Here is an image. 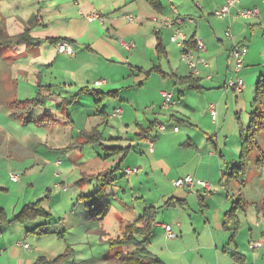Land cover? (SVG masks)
I'll list each match as a JSON object with an SVG mask.
<instances>
[{
	"label": "crops",
	"instance_id": "crops-1",
	"mask_svg": "<svg viewBox=\"0 0 264 264\" xmlns=\"http://www.w3.org/2000/svg\"><path fill=\"white\" fill-rule=\"evenodd\" d=\"M225 4L226 0H36L28 6L24 5L27 14H24L23 19H19L20 27L17 31L10 29L8 17L2 18V36L9 39L6 45L10 47V41L26 34L34 43L30 46L26 43L11 44L18 48L24 46L25 54L17 55L25 58L26 51L32 50L38 53L37 58L34 57L35 61L41 59L45 62L43 66H46V70L37 74L18 69L23 81L37 88L33 100L42 94L45 106L52 100L57 103L62 101L57 105L58 108L61 109L65 105L69 110L81 100L83 94L94 99L95 118L100 122L90 126L88 122L83 131L79 132V136L83 138L82 147L90 146L86 135L99 136V128L106 126L113 118L120 119L125 128L131 127L124 124L130 106H119L111 113L105 111V103L109 99L124 103L120 95L121 85L137 94L144 92L151 96L152 122L148 127H135V136L129 141L130 144L126 147H115L120 149V154H115L114 157L119 159L120 167L124 165L132 170L139 167L140 170L130 176L142 184L152 179L151 170L156 166L150 157L153 156L159 164L161 160H166V164H161L160 168L161 172L167 173L163 177L172 185L170 191L163 193V206L157 213L158 220V214L162 213L163 222L155 221L152 234L144 245L145 249L159 259V264L250 262L242 254L243 258L239 260L232 259L233 254L240 249L237 246V250L232 251V247H229L234 230L231 229L232 223L227 224L226 215L229 211L224 210V206L226 202H231L228 199L230 195H225L226 202L222 204L223 216L221 220L219 218L222 230L229 236L227 241L224 235L220 237L217 226H213L210 220L211 202L218 195L213 194V187L206 191L199 184L191 189H179L174 186L177 180L192 176L196 180L209 182L212 186L219 185L228 192L232 181L229 182L226 173L239 163V160L228 155L226 147L227 138L232 135L229 132L231 121L228 113H237L241 98L237 97V94H249L250 97L256 95V85L261 78L264 79V0H240L230 9L228 15L223 18L216 17L215 11ZM240 10H258L259 14L244 19L238 17ZM129 16H132L133 20H128ZM164 22H167V25H164ZM177 31L186 37L187 46L196 56L199 55L207 62V66L197 64V78L192 77L191 69L181 58L183 48L174 40ZM59 40L71 42L74 56L59 53L55 45ZM197 40H201L205 46L202 53L196 45ZM235 48H238L241 54L242 67L239 69L234 56ZM42 53L46 56L44 59ZM1 67L3 69V66ZM127 68L132 72L128 79L124 71ZM238 79L243 82L242 91L229 87L231 80ZM184 81H189V84ZM97 82L101 84L97 86ZM56 90L68 94L70 91H78L62 99L58 97ZM95 92L103 96L99 98ZM168 92L173 95L174 102L163 109V93ZM235 93L237 94L234 95ZM30 101H18L23 104V107L18 109V117H27L34 113L36 108L26 103ZM235 101L236 106L231 105ZM212 107H215L217 112L216 121L211 115ZM117 109H121L122 113L114 116ZM222 110L228 113L222 116ZM67 113V117L72 120L73 113ZM9 117L7 114L5 119ZM43 118L47 120L50 116L45 113ZM177 125L185 127L179 129ZM74 127L72 124L71 133ZM161 127H164L165 131H161ZM176 129L178 131H175ZM7 136V130L0 122L1 153L10 151V155L16 156L15 146L7 150L3 144L8 139ZM80 137L78 140L72 139L70 146H65L57 140L43 142L40 139L38 146L53 150H70L75 148V143L79 145ZM201 137H206L207 142L202 143ZM99 139L94 140H97L98 146L101 144ZM220 139H223V142H220ZM151 144L154 146L153 153L150 151ZM134 148L138 151L136 159L128 163L134 156ZM79 157L84 158L82 154H79ZM55 165L58 167L61 163L57 161ZM165 168L169 170L166 171ZM57 176L55 174V177ZM103 177L105 175L101 171L98 175H86L75 181L73 186L81 190L77 203L83 201L89 205L91 200H99L100 192L102 189L104 191L106 185ZM89 183H94V188L85 193V187ZM64 191L68 192V189L65 187ZM35 203L25 204L21 211ZM94 204L100 207L99 202ZM88 205L78 215L81 222L96 223L100 220L97 226L100 233L98 238L102 244L110 247L109 243L121 236L115 239L110 236L106 230L108 215L102 217V211L96 207L97 212L94 214L95 209ZM156 205L149 204L143 211L147 208L157 209ZM19 213L14 215L13 219ZM5 214L8 221L13 220H10L6 210ZM141 214L138 215L137 210L133 214L125 211L117 221L119 231L123 233L128 224L132 223L128 219L140 217ZM46 215L47 219L51 218V215L50 218ZM32 223L33 227H26L28 234H47L46 229L50 225L48 220L37 219ZM164 224L172 226L177 235L175 240L167 239L162 228ZM7 228L0 226V236ZM238 230L237 237L240 234V226ZM220 239L223 241L220 242ZM220 243H223L221 250ZM83 245L85 248H91L89 241ZM71 257L73 258L65 264H109L104 259L98 260L92 252H89L87 258L77 259L74 254ZM40 259L30 246L25 249L24 244H0V264H39ZM262 262L264 263V260ZM253 264H258L256 256Z\"/></svg>",
	"mask_w": 264,
	"mask_h": 264
},
{
	"label": "rangeland",
	"instance_id": "rangeland-1",
	"mask_svg": "<svg viewBox=\"0 0 264 264\" xmlns=\"http://www.w3.org/2000/svg\"><path fill=\"white\" fill-rule=\"evenodd\" d=\"M35 1L0 0V119H4L0 122L3 123V127L8 134V139L3 144L7 150H10L9 147L12 148L11 146H15L17 150L16 156L14 154L10 155V151L1 153L0 150V208L4 214L6 210L11 217L10 220H12L13 216L17 215L25 204L36 202L35 204L39 206L38 209L44 215L38 220H48L50 225L47 226V234L42 236L39 233L34 235L26 232V227H33L32 222L34 221L26 223L13 222L4 225L8 228L0 236V244L28 245L34 250L36 256L46 258L48 261H53L67 253L69 256L66 263L70 258H73L71 257L72 254L77 259L89 257V252H92L98 260H103L108 255L114 257L119 254L120 250L111 249L107 244H102L98 238L100 233L97 231V226L100 220H97L96 223L81 222L78 215L88 204L86 205L83 201L77 203V197L81 190L73 186V183L81 180L86 175L95 176L101 171L104 172L105 189L100 194V199H93L90 204L98 208L94 203H100L98 209L102 211V217L108 215L106 221L107 233L114 239L123 235L122 231H119L117 221L122 218L125 211L133 214L137 210L139 215L143 212V208L152 203L157 204V211L162 209L164 202V199L162 201V195L164 192L170 191V185H172L169 183L170 181L163 177L167 173L161 172L160 166L166 164L165 159L161 160L159 164L153 156L150 157V160L156 166L151 170L152 179L142 184L136 181L135 177L125 175L126 169L132 170L130 167L124 165L120 167L118 165L119 159L115 158L114 154L111 155V151L105 150L101 145L98 146V142L91 141L94 138H100L101 144L107 148L129 145V141L135 136V127L138 125L148 127L152 122L151 96L144 92L137 94L133 90L125 88V85H121L119 87L120 95L124 103L109 99L105 103L107 106L105 111L111 113L114 108L119 106L122 108L130 106L124 124L131 127L125 128L126 126L122 125L120 119L113 118L106 126L99 128V136H85L91 147H82L83 138L79 136V132L83 131L88 122L89 126L100 122L95 118L94 99L83 94L81 100L69 110L66 109L67 106L65 105L61 109L58 108L57 105L61 104L62 101L57 103L52 100L47 102L45 106L43 103L37 102L36 99L33 100L37 88L28 84V82H24L18 69H25L32 74H37L41 70H46V66H43L45 62L43 63L41 59L35 61L34 57L37 58L38 53L32 50L26 51L25 58L19 57L17 54H25L24 46L18 48L11 45L14 43H8L9 47L6 45L9 39L2 36V30L4 29L2 18L8 17L10 29L17 31L20 27V24H18L19 19H23L24 14H27L24 5L28 6ZM45 57L42 53V59ZM1 66H3V69ZM119 69L122 70V68ZM124 71H126V78H130L132 75L130 68ZM78 90L70 91L69 94L56 90V94L63 99ZM236 96L241 97L237 105V113L230 114L226 110H222L221 114L224 116L228 113L231 121V123L229 122V132L232 135L227 138L226 143L228 155L233 156L235 160H239L242 151L241 134L242 132L245 135L250 133L249 124L251 114L255 110L253 107L255 95L253 94L250 97L249 94L245 96L237 94ZM25 100H32L26 103H29L36 110L27 117H18V109L23 107V104H19L18 101ZM122 103L123 105H121ZM235 103L236 101L231 105L236 106ZM22 111L23 109H21ZM69 111L73 113L72 120L67 117ZM15 112L17 114H14ZM45 113L50 116L52 121L43 118ZM7 114L10 117L5 119ZM258 114L262 117L260 119L262 124L255 125V128L251 131L254 136V145L250 152V160L244 177L239 182H231L228 192L224 191L219 185L213 186V194L218 195L211 202L210 209L212 225L217 226L216 229L219 231L220 237L224 235L228 241L229 236L222 230V222H219V218L221 220L223 216L222 204L226 202L225 195H230L231 202L225 203L224 210L230 211L233 207H239L237 223L240 226V234L236 237V247L238 246L240 249L238 251L240 254L247 257L250 261L249 264H253L254 256L257 257L258 264H264L262 262L264 260V102L259 106ZM38 120L41 121L38 122ZM72 124L75 126L74 134L71 133ZM177 126L179 129L185 127L182 125ZM79 137V145L75 143V148L70 150L64 151L60 148L53 150L38 146L39 139L43 142L57 140L65 146H70V141L72 139L78 140ZM201 141L206 143L207 138L201 137ZM220 142H223V139H220ZM134 150V156L128 160V163H132L136 159L138 151L136 148ZM79 154H82L84 158H80ZM138 157L141 158L139 154ZM57 161L61 163V166L57 167L55 165ZM165 169L166 171L169 170L168 168ZM136 170H140V168L137 167ZM55 174L58 176L55 177ZM12 175L19 176V181H11ZM61 183H64V185L62 186ZM65 187L68 192L64 191ZM93 188L94 183H89L84 192L93 190ZM160 201L162 203L159 204ZM45 214L49 215L48 218L51 215V218L47 219ZM158 215L160 217L159 220L156 217V222L162 223V213ZM138 218L128 220L133 223ZM235 228L234 223H232L231 229L234 230ZM86 241H89L91 248L84 247L83 243ZM222 241L220 239V242ZM255 243H262L263 247L259 250H252L250 246ZM222 247L223 243H220V250ZM231 250L235 251L237 248L234 247Z\"/></svg>",
	"mask_w": 264,
	"mask_h": 264
},
{
	"label": "trees",
	"instance_id": "trees-1",
	"mask_svg": "<svg viewBox=\"0 0 264 264\" xmlns=\"http://www.w3.org/2000/svg\"><path fill=\"white\" fill-rule=\"evenodd\" d=\"M61 41L63 40L56 41L55 45H57ZM10 43H14V44L26 43L30 46V45H33L34 41L29 39V37L26 34H23L17 37V39L10 41ZM184 82L189 84V81H184ZM95 95L99 98L103 96V94L98 93V92H95ZM36 101L39 103H43L44 105L45 103L44 96L42 94L38 95ZM263 102H264V79L261 78L256 85V95L253 100V107L255 108V110L251 114V120L249 124L250 133L248 135H245L242 132L241 134L242 151L239 157V163L235 165L234 167L228 169L226 173L228 176L229 182L230 181L239 182L246 173L247 164H248V161L250 160V155H251L250 152L253 149V145H254L253 144L254 136L253 134H251V131L252 129L255 128V125L257 126V125L262 124V122L260 121L262 117H260L258 114V108L260 105L263 104ZM94 140H91V141H94ZM104 149L111 151L112 152L111 155L120 154V149H117V148L104 147ZM100 193L101 194L103 193V189L101 190ZM228 199H230V196L228 197ZM88 206L91 208L93 207L95 209L94 212H97V209L95 208L93 204H89ZM38 207L39 206L37 204L26 206L21 211V213L17 217H15L12 221H8L3 211L0 210L1 211L0 212V219H1L0 226L12 224L13 222H22V223L25 222L26 223L29 221H35L37 219H40L44 215L41 213V210L38 209ZM238 212H239V207H233L226 215L227 224L234 223L236 227L230 239L229 247H232V248L234 247L236 248V237H237V232L239 231L238 230L239 226L237 223ZM157 213H158L157 209L147 208L143 211V213L141 214V216L138 218L136 222L128 224L125 231L123 232V235L109 243L111 249L115 248V249L120 250L119 254H116V256L114 257H109L108 255L106 258H104V260L108 262L109 264H159L160 263L159 259L154 257L147 249L144 248V245L148 242L152 234V229L156 221ZM45 216L47 217L46 214ZM68 256L69 254L67 253V254H64L54 259L53 261H47V259L41 258L38 263L39 264H65L68 259ZM240 258H243V257L238 252L234 253L232 256L233 260H239Z\"/></svg>",
	"mask_w": 264,
	"mask_h": 264
},
{
	"label": "built area",
	"instance_id": "built-area-1",
	"mask_svg": "<svg viewBox=\"0 0 264 264\" xmlns=\"http://www.w3.org/2000/svg\"><path fill=\"white\" fill-rule=\"evenodd\" d=\"M240 2V0H226V4L219 8L218 10L215 11V16L218 18H223L226 15L229 14L230 9L233 8L235 5H237ZM259 12L258 10H240L238 11V17L240 18H244L247 19L251 16H258ZM128 20H133L132 16L128 17ZM164 25H167V22H164ZM230 34V33H229ZM174 40L177 42V44L183 48L182 51V60L188 65V67L191 69V73H192V77L193 78H197L199 75V71L197 68V64L200 63L203 66H207V62L204 58H201L199 55L196 56V54L194 53L193 50H191L188 46H187V39L185 36H183V34L180 31H177L174 35ZM196 45L199 49V52L202 53L205 51V46L203 44V42L201 40H197L196 41ZM59 53L61 54H68L70 56H74V51L71 45V42L67 41V40H63L61 42H59L56 45ZM234 56L236 58V62H237V68H241L242 67V61H241V54L238 48L234 49ZM101 83L97 82L96 85L99 86ZM229 87L231 89H236L237 91H242L244 88L243 82L238 79V80H231L229 82ZM163 109L167 108L168 106L173 104V95L169 94V93H163ZM122 113L121 109H117L114 113V116H119ZM211 115L214 121L217 120V112L215 107H212L211 109ZM161 131H165L164 127H161L160 129ZM175 131H178L177 129ZM150 151L151 153L154 152V146L153 144L150 145ZM137 171L136 170H127L125 171L126 175L130 176L135 174ZM19 176L17 175H12L11 180L14 182L19 181ZM196 184L201 185L204 190L206 191H210L211 188L213 187L211 185V183L209 182H205V181H199L196 180L195 178L191 177V176H187L183 179H179L176 182H174V186L176 188L179 189H191L192 187H194ZM162 228L165 230L166 233V237L169 240H175L177 238L176 233L173 231V228L171 225L168 224H164L162 225ZM263 247L262 243H255L252 244L250 246V248L252 250H259L260 248ZM25 249H28L29 246L28 245H24Z\"/></svg>",
	"mask_w": 264,
	"mask_h": 264
}]
</instances>
